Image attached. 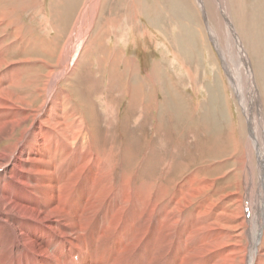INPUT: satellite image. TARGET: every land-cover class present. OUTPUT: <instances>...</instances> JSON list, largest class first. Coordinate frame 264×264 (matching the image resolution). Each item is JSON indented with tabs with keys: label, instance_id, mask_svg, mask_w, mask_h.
Segmentation results:
<instances>
[{
	"label": "bare ground",
	"instance_id": "bare-ground-1",
	"mask_svg": "<svg viewBox=\"0 0 264 264\" xmlns=\"http://www.w3.org/2000/svg\"><path fill=\"white\" fill-rule=\"evenodd\" d=\"M212 1L219 24L208 33L249 125L244 150L241 140L232 154V183L219 182L229 173H216L208 157L190 165L191 152L181 159L174 149L167 159L150 147L141 158L129 135L122 147L100 141L98 121L62 87L83 54L76 60L68 41L55 64L37 59L39 42L21 23L23 0H0V264H264L262 70L254 60L264 44L243 17V0L238 23L229 1ZM98 6L89 1L80 35ZM37 61L45 73L33 72ZM212 135L207 147L216 155L226 137Z\"/></svg>",
	"mask_w": 264,
	"mask_h": 264
},
{
	"label": "rangeland",
	"instance_id": "rangeland-1",
	"mask_svg": "<svg viewBox=\"0 0 264 264\" xmlns=\"http://www.w3.org/2000/svg\"><path fill=\"white\" fill-rule=\"evenodd\" d=\"M89 1L23 0L21 23L39 42L37 59L55 64L68 41L79 53L76 60L80 61L83 54V61L77 63L62 87L72 90L71 103L87 111L89 118L85 111L84 115L89 122L98 121L99 140H112L122 147V138L129 135L138 144L135 148L141 158L150 147L157 156L167 159L174 149L181 159H186L191 152L189 161H185L190 165L203 156L208 157L207 164L215 167L216 173H229L219 182L231 180L232 183L238 165L232 154L241 140L244 150L249 125L208 33L207 27L216 32L219 24L214 2L99 0L98 15L96 13L84 35H80L83 23L86 25L83 16ZM227 1L238 23L242 18L236 17L242 15L239 0ZM243 3V17L255 26L263 46L264 0H243ZM44 49L52 56L46 55ZM259 54L256 57L260 59L254 60L258 70H262L257 80L264 112V47ZM32 64L36 75L47 70L39 61ZM55 69L59 71L60 66ZM207 133L226 137L218 140L220 151L216 155L207 147ZM224 139L226 143H222ZM219 158L225 160L215 162ZM253 163L257 165L255 152ZM238 170L241 172L240 168ZM258 174L255 169V184H258Z\"/></svg>",
	"mask_w": 264,
	"mask_h": 264
}]
</instances>
